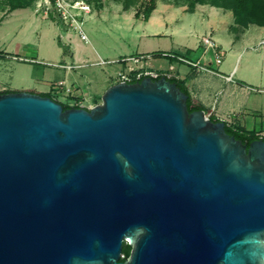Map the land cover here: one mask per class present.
Returning a JSON list of instances; mask_svg holds the SVG:
<instances>
[{
	"label": "water",
	"instance_id": "1",
	"mask_svg": "<svg viewBox=\"0 0 264 264\" xmlns=\"http://www.w3.org/2000/svg\"><path fill=\"white\" fill-rule=\"evenodd\" d=\"M188 98L167 74L92 108L0 91V264H264V139Z\"/></svg>",
	"mask_w": 264,
	"mask_h": 264
},
{
	"label": "crops",
	"instance_id": "2",
	"mask_svg": "<svg viewBox=\"0 0 264 264\" xmlns=\"http://www.w3.org/2000/svg\"><path fill=\"white\" fill-rule=\"evenodd\" d=\"M160 3L157 2L147 20L134 14L138 22L144 21L145 24L136 27V22L129 35L128 39L137 48V53L133 55L149 56L148 49L139 51V48L141 43L154 41L152 38L159 39L158 43L166 42L170 49H159L158 55L170 60V70L154 72L172 75L180 80L195 102L201 104L211 116L264 136L263 120L258 122L252 112L257 110L259 101L263 103V97L253 95L254 89L245 79L247 72L236 77L234 65L236 57L239 59L243 53H250V48L245 45L253 40L258 39V45H253V50H264V26L251 24L248 27H236L234 16L233 22L229 23L221 17L219 10L208 9L204 4L196 5L193 10L177 7L183 13H199L200 21L194 17L175 20L178 15L173 11L175 6L162 1L164 8L160 10ZM224 10L225 17H228L227 11L230 10ZM3 12L0 18V91L28 90L51 96L69 106L86 108H92L101 101L107 83L95 84L94 77L85 74L83 68L98 63L91 58H100L103 63L110 59L103 57V52L91 45L89 36L87 41L83 40L53 12L44 16L32 7ZM212 18H216V22ZM207 35H212L216 40L224 57L221 63L215 61L205 64L203 59L206 52L198 54L201 44L206 45L203 37ZM241 46L244 48L241 49ZM227 52H231V58L223 64ZM112 56L114 58L111 61L125 57ZM144 63L147 65L149 61L145 60ZM116 73L110 70V74H113L111 79L117 81ZM259 83L264 87V78Z\"/></svg>",
	"mask_w": 264,
	"mask_h": 264
},
{
	"label": "rangeland",
	"instance_id": "3",
	"mask_svg": "<svg viewBox=\"0 0 264 264\" xmlns=\"http://www.w3.org/2000/svg\"><path fill=\"white\" fill-rule=\"evenodd\" d=\"M8 1L9 0H0V18L4 13L3 11L9 10L10 8ZM30 1H32L31 7L36 9L37 3L41 0H30ZM84 1L90 3L93 9L92 13L85 15V22H84V29L89 36L91 45L93 44L95 47L100 49V51L103 52L104 55L103 57H106L110 60H106L103 63L100 62V60L102 61V59L100 58H91L92 61H98V63L93 65L90 64V66L83 68V71L85 74H90L92 77H94L95 84L103 85L104 82H106L107 83L106 86L109 87L112 84H114L116 81L114 78L111 79L112 78L111 76H113V74H110V70L114 72L117 71L116 74H118V72L120 71L128 72L127 64L131 63V61H128L126 64L122 60L123 58L111 61V59L114 58L112 55H114L115 57L116 55H118L119 57L122 55H124L125 57H131V56H135L133 54L137 53V48L134 47L135 43L132 40H129L128 38L130 33L133 31V25L136 22H138L135 19L134 14L140 11L141 16H143L142 12L144 10V7L149 3V0H137V3L134 6L130 7L129 9L124 8L123 0H84ZM158 1L161 2L159 5L160 10L164 8L162 1L164 3H170L176 7L173 8L174 13L178 14L177 17H175L176 18L175 20L179 19L180 21H182L186 18L194 17L197 18L198 21H200L201 16L199 15V13L196 14H192L189 12L183 13L182 9L177 8L178 6H184L186 10H189V6L186 4L187 0H157V2ZM199 4L206 5L208 9H212L215 11L219 10L220 11L219 14L221 15V17H224L227 22L229 21V23L233 22L234 19L233 11L231 10L227 11L228 17H225L224 13L226 11L224 10V8L221 7L216 8V6L211 8L210 6L213 5L209 3H197V5ZM38 13L43 14L41 10L38 11ZM212 19L215 22L217 20L216 18H212ZM144 24H145L144 21L138 22L136 27H139ZM72 32H74V34L77 35V33L74 30H72ZM262 35L264 39V29L262 30ZM215 36L217 38L219 37L218 32H216ZM152 40L154 41H147V43H141L140 45L141 47L139 48V51L146 49L149 50V52H147L149 56L145 55L147 57H145V59L143 60V66H145L144 69L145 68H147V70L151 69V71L153 72L155 70H159V71L170 70L169 68L170 60L166 57L158 55L159 49L168 50L170 49L169 45L166 42L162 43V41L158 43L157 40L159 39L157 38H152ZM129 42L131 43L130 45ZM91 45L88 44L89 47H91ZM253 45L255 46L258 45V39H255L251 43L245 45L250 48L251 50L250 53L248 52V55L247 54L244 55L243 53L239 57V59L238 57H236L234 65L236 66V70H237L236 77H240V75L243 72H247L245 79L251 84V88L254 89L252 91L253 95L257 94V96H259L260 98L263 97L262 99L263 103L261 104V102L259 101V103H257L256 106L257 110H253L252 112H253V116L258 118V122L263 120V126H264V91H262L264 87L261 86L259 83V80L261 78H264V50L263 49L253 50L252 49L254 47ZM242 48H244V46H241V49ZM202 52H206L204 54V59H203V62L205 64H208L209 62L214 63L216 61V55L214 54L213 50L207 48V45L201 44V47L198 49V54ZM192 55L193 54H191V56ZM230 58H231V52H227V56L225 57L223 64H226ZM145 60H148L149 64L146 65V63H144ZM46 62L48 63V60ZM120 63L122 64L121 66ZM46 66L48 67V65ZM107 88L105 89V91L107 90ZM100 102H102V98ZM247 115L252 116L251 114H247Z\"/></svg>",
	"mask_w": 264,
	"mask_h": 264
},
{
	"label": "trees",
	"instance_id": "4",
	"mask_svg": "<svg viewBox=\"0 0 264 264\" xmlns=\"http://www.w3.org/2000/svg\"><path fill=\"white\" fill-rule=\"evenodd\" d=\"M10 8L9 10H14L17 8H25L31 7L32 1L30 0H9ZM137 3V0H123V5L125 9H129L130 7L134 6ZM197 3H209L216 7H221L226 10H231L234 13L235 23L237 24L236 27H248L251 24H257L264 26V0H187L186 4L189 6V10H193ZM157 0H149V3L144 7L142 12L144 18L147 20L153 10L156 8ZM137 16L141 15V12L138 11L136 13ZM163 74H159L154 78V80L159 79ZM145 76L140 78L142 80ZM170 80L173 82H177L178 85L184 90L188 95V108L190 111L200 110L203 109L201 104L195 102L189 91L185 88V86L175 77H170ZM7 92V91H1ZM63 104V103H62ZM65 108L70 107H79V106H69L67 104H63ZM212 120H220L215 118L214 116L210 115ZM226 130L231 135H234L236 138L241 139L244 143L249 144L253 140L257 139H264V136L258 135L255 132L246 131L243 128H239L237 126H233L227 124L226 122ZM131 247L125 243L124 244V257L122 260L125 259L130 254Z\"/></svg>",
	"mask_w": 264,
	"mask_h": 264
},
{
	"label": "built area",
	"instance_id": "5",
	"mask_svg": "<svg viewBox=\"0 0 264 264\" xmlns=\"http://www.w3.org/2000/svg\"><path fill=\"white\" fill-rule=\"evenodd\" d=\"M40 10L44 16H48L50 12L55 13L70 30H74L83 40L87 41L88 35L84 29V22L85 15L92 13L93 10L90 3L84 0H41L37 3L36 7L37 12ZM203 42L208 48L213 50L216 55V61L221 63L223 55L214 37L207 35L203 37ZM262 43H264V39ZM145 57L143 55H137L123 58L122 60L126 64L128 61H131V63L127 64L128 72L120 71L118 73L117 82H134L143 76L151 75L155 77L159 75L156 72L147 70V68L144 69L143 60ZM168 76L173 77L172 75ZM208 115L210 116L211 114L208 113Z\"/></svg>",
	"mask_w": 264,
	"mask_h": 264
},
{
	"label": "flooded vegetation",
	"instance_id": "6",
	"mask_svg": "<svg viewBox=\"0 0 264 264\" xmlns=\"http://www.w3.org/2000/svg\"><path fill=\"white\" fill-rule=\"evenodd\" d=\"M130 252H131V249H130Z\"/></svg>",
	"mask_w": 264,
	"mask_h": 264
}]
</instances>
